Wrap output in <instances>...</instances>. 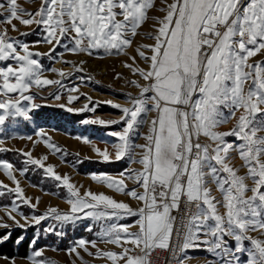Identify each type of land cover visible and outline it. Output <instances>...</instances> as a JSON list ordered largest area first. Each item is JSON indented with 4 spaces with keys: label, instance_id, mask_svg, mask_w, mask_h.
Returning a JSON list of instances; mask_svg holds the SVG:
<instances>
[{
    "label": "snow or ice",
    "instance_id": "1",
    "mask_svg": "<svg viewBox=\"0 0 264 264\" xmlns=\"http://www.w3.org/2000/svg\"><path fill=\"white\" fill-rule=\"evenodd\" d=\"M161 2L165 7L160 10L166 14L163 18H155L160 26L148 34V38L156 43L141 45L137 49L149 67L133 69L149 83L142 86L131 81L141 89L140 96L132 98V107L112 105L121 109L124 127L121 131L109 133L119 139V143L113 145L115 161L127 157L130 163L143 166L141 170H126L121 176L132 179L144 191L129 190L125 179L107 173L90 174L96 183L142 201L144 206L134 210L123 201L90 189L81 194L82 186L71 183L68 176L61 177L54 171L55 166L45 167L41 159L32 158L31 152H27L23 153L28 157L26 163L38 165L45 169L46 175L62 181L58 186L66 188V202L70 209L62 212L50 207L39 216L28 217L14 204L7 207L16 211L24 223L12 211L7 215L20 229L51 219L57 223L50 224L46 231L57 236L64 235L63 231L57 230V225L62 229L85 218L104 222L138 216L135 221L138 232H130V225L101 223L98 237L103 242L119 246L122 249L119 253L102 250L92 253L88 246L96 248V241L83 238L69 249V254L79 256L77 248H81L89 255L107 258L112 264L120 261L124 264H150L148 258L155 248L169 250L176 257V264H184L190 259L183 255L186 250L198 249L201 245L206 251L215 253L220 264H264V239L250 235L257 231L264 235V135H260L264 133V66L249 63V58L264 50V0ZM154 6L155 0H41L40 8L32 13L23 9L18 0L0 3V9L8 13L4 16V12H0V16H4L3 22L11 25L13 31H19L13 20L25 26H43L46 35L36 43L52 45L48 53L33 52L29 44L9 36L7 27L0 30V62H15V67L11 63L0 67V133L5 132L6 121L16 118L31 120V112L41 107L35 103L33 94L26 95L34 86L64 87L62 80L44 76L45 71L57 72V69L45 70L34 57L51 56L65 38L74 44L71 48L65 45L72 53L91 55L93 49H104L108 54L113 50L121 53L132 45V38L149 19V10ZM141 49H148L152 54L149 56ZM132 60L135 63V57ZM126 67L133 68L132 65ZM59 75L63 78L70 74L59 71ZM247 81L252 83L245 90ZM78 90V86L67 89L69 92ZM149 93L152 94L147 95ZM194 95H197L195 100ZM54 98L61 99L59 90ZM67 99L70 104L79 97L68 95ZM24 101L28 102L27 106ZM58 106L66 107L64 104ZM240 109L243 112L230 131L217 130L235 118ZM84 110L94 112L95 107L86 105ZM67 111L74 109L69 107ZM153 111L158 115L150 122L146 137L149 143L135 144L133 136L147 122L142 117ZM82 123L107 126L118 122L85 119ZM37 135L50 140L43 130ZM201 135L212 143L201 144ZM229 136L241 142H228L226 137ZM77 139L89 143L87 137ZM3 143L4 140L0 139V145ZM48 146L60 150L54 143ZM136 148L145 150L139 160L135 159ZM94 151L100 162H113V154L107 148L94 147ZM230 151L237 152L244 161V167L248 169L246 175H239V169L230 165ZM43 159L47 160V156ZM12 168L11 163L0 162V169L16 182V187L10 191L17 194L22 203L35 209L39 198L34 204L32 198L24 196ZM248 180L252 181L251 187ZM210 183L216 185L222 199L218 200L212 194ZM248 192L252 194L249 196ZM181 198L188 207L176 230L178 242L175 248H170L176 222L171 213L179 209ZM193 205L195 212L191 211ZM221 207L225 209L223 213L219 211ZM0 228L10 229L11 225L0 217ZM11 235V231L0 234V244L11 239ZM225 237L232 238L235 245L230 246ZM23 239V236L18 237L16 243ZM245 241L249 242V247H245ZM127 244L133 247H126ZM136 249L140 250L139 253H135ZM242 255L247 259L242 261ZM31 260L32 264H53L44 257L43 250L34 251ZM11 264H15L14 259Z\"/></svg>",
    "mask_w": 264,
    "mask_h": 264
},
{
    "label": "rangeland",
    "instance_id": "2",
    "mask_svg": "<svg viewBox=\"0 0 264 264\" xmlns=\"http://www.w3.org/2000/svg\"><path fill=\"white\" fill-rule=\"evenodd\" d=\"M0 3L6 4V0H0ZM18 3L23 9L32 13L36 12L41 6V0H18ZM167 3H173V0H167ZM163 7L165 5L161 0H155V6L148 13L149 19L142 24L140 29H138V34L132 38V45L126 47L121 53L113 50L111 54H108L104 49H93L91 55L87 52L72 53L67 50L65 45L71 48L74 47V44L68 38H65L51 56L34 57L39 59L45 70L50 68L57 69V72L45 71L44 76L48 79L62 80L64 87L59 88L57 85H51L40 88L34 86L26 95L33 94L35 96V103L41 105V107L31 112V120L26 121L22 118H16L6 121L5 132L0 133V139L4 140V143L0 145V162H8L13 165L11 171L16 180L19 181L25 197L32 198V203L34 204L36 203V198H39V203L35 209L22 203L17 194L10 191V189L16 187L15 180L8 177L7 173L0 169V182H2V185L8 186L7 188H3L0 185V217L11 225L10 229L0 228V232L11 231L12 235L18 233L20 237L23 236V240L30 239L29 253L26 257L15 256L11 258L6 255H0V264H11L12 259L15 260V264H32V253L36 250H43L44 257L51 260L53 264H85V262L86 264H112V261L107 258L89 255L88 252H85L81 248H77L79 256L75 253L69 254V249L74 246L75 242L83 238L87 241H96V248L88 246L89 251L92 253H96L98 250L115 251L118 253L122 251L119 246L103 242L98 237L97 233L100 231L101 223L130 225V232L139 231V226L135 224V221L139 219L138 216H128L124 219L104 222H95L90 218H85L77 221L75 224L65 225L62 229L57 225V230L64 232L62 236H57L46 231L50 224L57 223L51 219L42 221L40 225L20 229L9 219L7 213L12 211V208L7 206L18 205L19 212L28 217L33 215L39 216L50 207L58 208L62 212H68L70 209L69 203L66 202L68 195L66 188L58 186L62 185V181H57L51 175H46L45 169L38 165L26 163L28 157L23 155V153L27 152H31L32 158L41 159L45 167L50 165L55 166L54 171L61 177L68 176L71 183L78 187L82 186L80 187L81 194L90 189L95 193L103 192L112 196L117 201H123L134 210L144 206L142 201L96 183L90 174L107 173L117 179H125L129 190L136 189L140 193L144 191L132 179H126L124 176H121V173H125L126 170H141L143 166L139 163H130L127 157L120 161H115V149L113 145L119 143V139L118 137L109 135V133L121 131L124 127L121 109L115 108L112 105L119 104L122 107H132V98L140 96L141 89L136 84L131 83V81H137L142 86L149 83L144 81L138 74H135L133 69L136 67L147 69L149 67V64L139 56L137 49L141 45H154L156 43L154 39L148 38V34L154 33L160 26L155 18H163L165 16L166 13L160 10ZM0 12H4V16L8 15L4 9H0ZM4 16H0V30L7 27L9 36L29 44L30 50L33 52H49L52 45L36 43L43 40L46 35L43 26L36 24L25 26L19 21L13 20V24L19 29V31H13L11 25L3 22ZM24 18L28 17L25 16ZM21 33H28V35H21ZM141 50L145 51L149 56L152 54L148 49ZM132 57H135V63H133ZM9 63L15 67V62L13 61L0 62V67L7 66ZM249 63H260L264 66V50L256 56L249 58ZM126 65H132L133 68L130 69ZM59 71L70 75L62 78L59 75ZM78 74L83 78L75 81ZM251 83V81L246 82L245 90H247ZM76 86L79 88L78 91H67V89ZM58 90L61 93V99L56 100L54 94ZM68 95L78 96L79 99L69 104ZM196 98L197 95H194L193 100ZM109 101L111 103H108ZM23 103L25 106L28 104L27 101ZM61 104L66 105V107H59L58 105ZM86 105L88 108L95 107V111L84 110ZM69 107L74 109V111H67ZM224 111L227 115V110ZM242 112L243 109L237 111L235 118L221 125L217 130L230 131L236 125L237 118ZM157 115L158 113L153 111L148 113L146 117H142L147 122L142 124L133 136L135 144L147 145L149 143L146 137L149 134L150 122L152 119L157 118ZM85 119H103L105 121H117L118 123L100 126L82 123ZM40 130H43L50 140H45L38 136L37 133ZM260 135H264V133H260ZM29 136L32 137L31 140L27 139ZM77 137H87L89 143H85L83 139H77ZM226 140L231 143L241 142L232 136L226 137ZM193 142H197L195 137ZM199 142L201 144L212 143L203 135L199 137ZM49 143H54L60 150L57 151L50 148L48 146ZM94 147L107 148L113 154V162H100V157L94 151ZM135 151L137 153L135 159L139 160L145 150L136 148ZM229 155L231 157L230 165L239 169V175H246L248 169L244 167V161L240 158L239 154L230 151ZM45 156H47V160L43 159ZM247 183L250 187L252 186L251 180H248ZM209 187L212 189V194L218 200L222 199V194L217 190L215 184L210 183ZM251 194V192L247 193L249 196ZM219 211L223 213L225 209L221 207ZM12 214L16 215L21 223H24V220L21 219V216L16 211H12ZM89 227L92 228L91 231L87 230ZM250 235L255 238L264 239V235L260 231L251 232ZM225 239L230 246L235 245V241L232 238L225 237ZM33 241H35V244H33ZM19 244L15 242L14 247L17 248ZM244 244L245 247L250 246L248 241H245ZM125 246L129 248L133 247L131 244ZM139 251V249H136L135 253H139ZM184 255L190 257V259L185 260L184 264H220L219 257L215 253L206 251L203 245L198 249L186 250ZM246 259V256H241L242 261ZM119 264H124V262L120 261Z\"/></svg>",
    "mask_w": 264,
    "mask_h": 264
},
{
    "label": "built area",
    "instance_id": "3",
    "mask_svg": "<svg viewBox=\"0 0 264 264\" xmlns=\"http://www.w3.org/2000/svg\"><path fill=\"white\" fill-rule=\"evenodd\" d=\"M186 207H188L187 202L184 200V198H181L179 209L172 210L171 214L176 217V222L174 224L173 236L170 241V248H175V245L178 242L176 230L181 225V217L184 216ZM191 211H196L194 205L192 206ZM148 259L150 261V264H176V257L173 256L169 250L160 248H155L154 250H152Z\"/></svg>",
    "mask_w": 264,
    "mask_h": 264
},
{
    "label": "trees",
    "instance_id": "4",
    "mask_svg": "<svg viewBox=\"0 0 264 264\" xmlns=\"http://www.w3.org/2000/svg\"><path fill=\"white\" fill-rule=\"evenodd\" d=\"M0 234H3V232H0ZM20 237V234L15 233L11 235V239L8 241L2 243L0 245V255H6L8 257H15V256H21L26 257L29 253V247H30V239L23 240L17 248L14 247V244L17 240V238Z\"/></svg>",
    "mask_w": 264,
    "mask_h": 264
},
{
    "label": "bare ground",
    "instance_id": "5",
    "mask_svg": "<svg viewBox=\"0 0 264 264\" xmlns=\"http://www.w3.org/2000/svg\"><path fill=\"white\" fill-rule=\"evenodd\" d=\"M82 78H83V77H82L81 75L78 74V75L76 76L75 81H79V80H81Z\"/></svg>",
    "mask_w": 264,
    "mask_h": 264
}]
</instances>
